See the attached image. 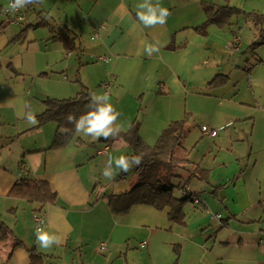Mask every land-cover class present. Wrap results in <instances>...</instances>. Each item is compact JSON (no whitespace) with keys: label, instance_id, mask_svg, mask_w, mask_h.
<instances>
[{"label":"crops","instance_id":"1","mask_svg":"<svg viewBox=\"0 0 264 264\" xmlns=\"http://www.w3.org/2000/svg\"><path fill=\"white\" fill-rule=\"evenodd\" d=\"M212 1L160 0L161 5L169 10V16L164 25L152 27H146L137 18L136 6L143 0H42L21 8L26 13V21L18 25L8 23V26L19 27L22 31L15 30L12 38L5 33L0 35V49L4 50L0 58V117L3 123L0 126V234L4 233L2 228L7 234L4 241H0V264H32L33 249L43 255V264H109L121 254L125 240L129 241L142 228L151 229L145 236L150 247L155 230L159 229L156 227L163 226L164 222L166 230L180 235L182 250L187 242L203 250L201 264H205L206 257L213 256L219 233L228 235L226 247L232 245L235 249L236 246L239 253L244 250V236L254 239L257 245L258 240L262 242L264 103L256 101L257 107H247L243 102L246 100L239 101L235 96L232 97V108H229L231 101L210 95L211 100L218 102L217 108L206 113L202 122L203 127L217 130L218 135L210 137L213 145L209 144L201 151L205 153L204 158L200 162L193 161L209 170L208 183L194 179L188 190L201 197L206 191L224 186L213 191L216 196L221 194L223 200L221 205L213 203L210 206L204 202L202 206L193 205L189 211L186 208L187 227L172 225L165 213L146 206H136L126 215L111 212L107 196L129 191L131 182L120 178L124 172L121 169L113 192L100 194L98 179L101 168L108 164L110 157L113 158L111 166L121 155L132 158L126 149L129 145L122 139L118 138L120 140L114 143L123 146L117 152L112 151L109 144L98 148L90 146L88 140L76 137L78 133L69 145L52 148L58 125L48 123L36 129L37 123L30 124L26 118L29 112L35 118L41 114L46 108L44 101L49 97L72 98L85 87L92 95H104L102 85L113 82L112 93L110 91L108 96L115 109L120 108L126 98L135 106H141L140 101L147 99L165 117L163 128L171 122L183 120L186 112L191 110V96H203L198 91L204 84L222 90L231 80V76L224 75L227 73L221 70L228 58L224 59L220 52L228 50L232 28L228 29L230 35L223 31L228 27L210 26L207 34L196 30L209 18L206 7L233 6V0H216L211 5ZM252 1L251 8H247L250 6L244 1V10L264 15V0ZM155 2L152 0L153 4ZM8 26L3 25L2 29L6 30ZM260 27L263 28L264 23ZM56 35L74 39V51L89 50L85 56L90 59L79 60L81 69H77L78 63L71 62L74 51L69 50L62 40L53 39ZM148 45L155 46L158 51L149 55L145 51ZM101 57H107L109 61H101ZM83 61L92 69L89 70L91 79L98 78L99 91L85 76ZM98 61L105 63L102 71L109 70L108 81L102 71L96 77L93 75L92 71L102 66ZM162 67L171 71L164 73ZM45 71H52L55 75ZM78 73L81 78L78 77L76 83L71 82L70 74L75 79ZM214 75L223 76L220 81H224V86H211ZM157 78L161 82L154 91L153 82ZM139 79L141 81L136 85ZM44 83L47 87L50 83L49 91L42 86ZM176 84L183 89L170 94L173 91L171 85ZM125 118V126H118L121 132L129 130L135 121ZM185 130L187 135V127ZM183 148L177 151V156L190 158L188 149L184 145ZM22 165L30 172L28 179L49 182L57 194L55 203H32L11 194L20 181L18 173ZM132 167L131 163L128 172ZM226 199L228 207H220ZM35 212L45 215L47 226L44 230L59 237L60 244L48 248L38 245L33 220ZM164 214L167 219H163ZM214 215L223 217L222 224L216 226H220L219 229L214 227ZM99 242L107 244L105 252L108 255L103 258L93 249V244L99 246ZM206 247H211L209 252ZM257 250L263 249L259 245ZM99 251L102 253L101 247ZM221 253H217L215 264L220 259L224 264H235L238 257L231 251ZM261 257L263 259L257 264H264V255Z\"/></svg>","mask_w":264,"mask_h":264},{"label":"rangeland","instance_id":"2","mask_svg":"<svg viewBox=\"0 0 264 264\" xmlns=\"http://www.w3.org/2000/svg\"><path fill=\"white\" fill-rule=\"evenodd\" d=\"M216 0H213L211 5H214L213 2ZM222 1V0H221ZM244 1H246L250 6L247 8H251L253 6L252 0H233L232 5L233 7H237L239 9L243 8ZM9 4V0H0V31H2L1 34L5 33L9 37H13L15 34V30L20 33L22 31L19 27L14 26H8V23L10 22L9 17L4 13V9ZM3 9V10H2ZM244 10V8H243ZM247 10V9H246ZM251 10V9H250ZM248 11V10H247ZM2 12V13H1ZM252 12V11H250ZM32 13V12H31ZM33 15L29 16V21L32 19ZM232 25L223 31L228 33V29L232 28V42L230 44H227L226 51L220 52V55L227 59L228 61L223 62V68L221 69L223 72L227 73L224 75H230L231 80L230 82L224 86V85H211L214 87L224 86L225 89L218 90L219 88H211L209 85H205L204 87L198 91V94H201L203 96H191V110H188L186 112V116L184 119H186L187 116H189L188 122L186 123L187 127V135L184 137L183 145L188 151L190 152V158L192 161L200 162L204 156L205 153H201V151L208 147V145H213V141L210 137L203 135V122L205 121L207 115L206 113H210L211 111L216 110L218 102L216 100H211L210 95L214 94L217 96H220V98H225L229 101H231L228 105L229 108H232V97L237 98V100L246 102L247 107H257L256 101L260 102L261 104L264 103V43L262 38V28L260 26H256L255 21L248 17V16H235L231 20ZM8 26V29L4 30L2 29V26ZM5 28V27H4ZM264 28V27H263ZM229 34V33H228ZM230 35V34H229ZM236 39L238 42H236ZM89 43V37L87 40V44ZM263 43V44H261ZM3 48L0 49V58H2V54L4 53ZM89 52L84 50L74 51L75 56L72 58L71 62L78 63L77 69H81L80 67V59L84 60L90 59V57L85 56L86 53ZM94 56V55H93ZM70 59H68L69 62ZM64 61H67L66 59ZM102 61V60H101ZM98 61L102 66L98 70L92 71L93 75H96L105 69V63ZM82 63V62H81ZM83 64L85 67L83 72L86 77L90 78L91 84L94 85V89L96 91L100 90V84H96L98 82V78L91 79V70L89 69V64H86L85 61H83ZM90 70V71H89ZM161 70L164 73H168L171 70H168L164 67L161 68ZM49 75H55L52 73V71H45ZM69 74V72H65ZM101 73L104 74H110L109 70L102 71ZM66 74V75H67ZM170 74V73H169ZM61 75V74H58ZM108 75L105 78V81H108ZM72 75L70 74L71 82L76 83L81 78V74H77L75 79H72ZM196 76V74H194ZM216 75H214L211 78V82L216 78ZM80 77V78H78ZM142 77V75H141ZM229 77V76H228ZM158 78H161L158 76ZM156 79L155 82H153V90L156 91L158 88V83H160V79ZM141 79H139L136 83L138 85L140 83ZM70 82V81H69ZM39 87L40 84H38ZM44 88H48V91L50 90V83L49 87L44 83L42 85ZM103 86V85H102ZM134 86V85H133ZM152 86V85H151ZM172 90L170 91V94H173L175 90H179L183 86H179L178 84L171 85ZM42 88V87H41ZM183 89V88H182ZM111 91V90H110ZM138 90H135L134 92L137 93ZM101 92V91H100ZM112 93V91H111ZM197 95V94H196ZM256 98V99H255ZM138 100V99H137ZM132 101V100H131ZM141 103V106H135L128 98H126L120 105V108L116 109L120 115L118 116L116 120L115 126H125V117H127V120L129 119L130 122L133 120H138L141 122V135L144 137V139L151 145L156 144L159 136L162 134V132L169 126L163 128L165 117L162 116V112H159V110L154 108V103H150L149 100L144 99ZM185 100V104H186ZM151 104V106H150ZM126 112H125V111ZM124 112V113H123ZM131 119V120H130ZM128 122V121H127ZM232 129V127H230ZM219 133H221L219 131ZM83 137L84 139L88 140L90 142V146H95V148L104 146L105 144H109L112 147V151H119L121 147L114 144L117 142L118 137L117 136H110L108 138V141L105 142L103 137L99 138H93L92 136L84 135L83 133H78L76 137ZM125 145V144H123ZM123 149V148H122ZM126 149L129 153V156L132 155V150L129 146H126ZM8 150V149H7ZM9 151V150H8ZM180 151V150H179ZM117 158H115L116 160ZM115 160L113 162V165L111 166V172L113 173L112 178L108 179L102 175L103 170L105 167L103 166L100 170V178L98 181L100 183L98 184V191L100 194H111L113 192V186L115 180H118V174L121 171V168H118L116 166ZM113 168L115 169V173L113 172ZM183 176L185 178L188 177V174L184 173ZM185 179H179L178 182L180 183L184 181ZM178 183L177 181H175ZM232 187V186H231ZM214 189L204 192L201 195V198L206 203V205H212L213 203L215 205H221V201L223 200V197L221 194L216 196L213 192ZM97 191V192H98ZM228 207V200L226 199V202L224 205L220 207ZM190 207H193V204L190 203L187 206V211L190 210ZM213 207V206H212ZM212 212V211H211ZM221 212H224V209H221ZM213 214H217L212 212ZM163 219H167L166 215L164 214ZM214 227L217 225L222 224L218 221H213ZM212 222V223H213ZM166 223L164 222L163 226H159L156 228L155 231V238L153 239V242H150V247H148V238L145 237L146 233H148L151 229L148 227L142 228L140 231H137V234L131 238L129 241L124 242L123 245V251L119 256L116 258H113L112 260L114 262H110L109 264H173L177 260H179L180 264H201L199 262L200 258L203 256V250L199 249L196 246H193L190 244V242L186 243V246L183 248L180 246V244L183 242L182 239H180V235L177 234V232H173L172 230H166L165 227ZM220 226L216 227L219 229ZM155 228V227H154ZM146 229V230H145ZM161 229V230H160ZM219 241H217L216 248L213 254V258L206 257L205 264H215L217 259V253L218 252H232L234 256H237L238 258L235 260V264H257L260 262L261 258L263 259L264 254H261L264 251V237L262 238V244L258 240V244L260 247H262L263 250H257L259 247L257 245V242L252 238L247 239L244 236V250L242 249L240 253L235 249L226 247L225 241L228 238V235L225 234H218ZM238 239V238H237ZM146 242L147 245L145 247L142 246V244ZM224 242V243H223ZM227 242V241H226ZM98 244H93L94 252L97 253L100 257L107 256L108 252H100L99 247H101L102 243L99 242ZM206 246V245H205ZM207 248V247H206ZM211 247H208L205 249L207 252H209ZM218 248V252L216 249ZM262 251V252H261ZM221 253V254H222ZM215 258V259H214ZM220 262L224 264V261L220 259Z\"/></svg>","mask_w":264,"mask_h":264},{"label":"trees","instance_id":"3","mask_svg":"<svg viewBox=\"0 0 264 264\" xmlns=\"http://www.w3.org/2000/svg\"><path fill=\"white\" fill-rule=\"evenodd\" d=\"M206 11L209 15L208 20L196 29L201 34H207L210 26L221 29L229 27L232 18L235 16H248L255 21L256 26H262L264 23L263 14L246 12L228 4L219 8L208 6ZM261 32L264 43V28ZM53 39L62 40L69 50L74 51L76 48L73 44L74 39L69 38L67 35H56ZM222 77L218 75L211 82V85H222L224 83V81H220ZM92 96V92L85 87L75 97L68 99L49 97L44 101L46 108L36 117L38 123L35 128H41L48 123L58 125L52 148H63L72 142L78 132L75 124L69 123L67 117L72 114L78 119L88 110L86 105L91 103ZM188 119L189 116L181 121L171 122L154 145L147 143L141 136V122L138 120L133 122L129 130L119 131L115 135L132 148V157H139L141 162L138 165L132 163L133 167L130 172L120 174V178L131 182L129 191L107 196V203L113 214L126 215L136 206H146L165 213L172 225L188 226L186 208L190 203L194 205L193 198L196 196L188 190V187L194 179L208 183L209 177V170L202 169L199 164H195L189 157L183 159L176 154L178 150L184 149L183 140L186 136L185 127ZM2 124L0 117V126ZM104 140L108 141V139ZM184 173L188 174L187 178L183 176ZM179 179L185 180L180 183V181L178 182ZM223 188L224 186L215 188L213 191ZM11 194L15 197L27 199L32 203L44 205L55 203L57 198V194L52 190L49 182L28 178L20 180L14 186ZM226 223L227 221H225ZM1 230L4 233L0 234V241H4L7 234H5L6 231L3 228ZM32 252V264H43V255L37 253L34 249ZM173 264H179V260Z\"/></svg>","mask_w":264,"mask_h":264},{"label":"clouds","instance_id":"4","mask_svg":"<svg viewBox=\"0 0 264 264\" xmlns=\"http://www.w3.org/2000/svg\"><path fill=\"white\" fill-rule=\"evenodd\" d=\"M41 2L42 0H9V4L4 11L15 13L17 10L26 7L28 4ZM136 7L138 9L137 18L146 27H152L157 24L164 25L167 22L169 10L161 5L160 0H156L155 4L152 3V0H143V2ZM145 51L151 55L152 52L158 51V49L153 45H148L146 46ZM109 99L110 98L107 94L93 95L91 103L86 105L88 110L78 119L72 114H69L67 117L68 122L75 124L78 133H83L84 135L92 136L93 138L103 137L104 139H108L110 136L117 135L119 127H114V125L120 113L111 103H109ZM26 118L30 124L35 125L38 123L35 115L31 112L27 114ZM112 159L113 158L111 157L109 158L108 164L102 172V175L108 179H111L113 175L110 170ZM140 162V158L137 156L129 159L128 157L121 155L115 160L116 166L121 168L124 172L129 171L131 163L138 165ZM36 237L38 245L44 248L62 242L59 237L50 235L43 228H37Z\"/></svg>","mask_w":264,"mask_h":264},{"label":"built area","instance_id":"5","mask_svg":"<svg viewBox=\"0 0 264 264\" xmlns=\"http://www.w3.org/2000/svg\"><path fill=\"white\" fill-rule=\"evenodd\" d=\"M4 13L9 17L11 24L18 25L26 21V13H24L21 9L17 10L15 13H12L10 11L9 12L5 11ZM236 42H238V40H236ZM100 59L104 62L109 61L107 57H101ZM113 84H114L113 82H108V83L103 84L105 94L107 95L110 94V90L112 89ZM202 130H203V133L209 137H216L218 135L217 130H211L206 126H204ZM100 153H103V152H100ZM29 175H30V172L27 170L26 166L22 165L18 173L19 179L20 180L27 179L29 178ZM193 200H194L195 206H202L204 204V201L201 199L200 196H197V195L194 196ZM212 219L218 222H222L223 217L222 215H214ZM33 220H34L36 230L37 228H43V229L46 228L47 222H46L45 215L42 212H35L33 215ZM146 245H147L146 242L142 244L143 247H145ZM106 249H107V244L102 243L101 251L105 252ZM217 264H222V263L218 262Z\"/></svg>","mask_w":264,"mask_h":264}]
</instances>
